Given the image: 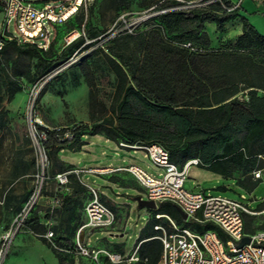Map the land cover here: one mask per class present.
<instances>
[{
    "label": "trees",
    "instance_id": "16d2710c",
    "mask_svg": "<svg viewBox=\"0 0 264 264\" xmlns=\"http://www.w3.org/2000/svg\"><path fill=\"white\" fill-rule=\"evenodd\" d=\"M183 4L181 0H160L153 7L156 13L145 24L132 30H119L97 46L105 47V60L115 75L109 107L98 99L89 64L80 62L89 86L92 122L68 129L33 123L39 146L52 164L62 149L81 150L87 143L84 139L87 135L100 134L128 145L157 143L167 150L170 161L178 165L196 158V165L221 177H242L237 182L247 191L257 185L252 171L264 168V34L239 13L240 7L231 0H211L186 7ZM73 16L77 22L75 27L69 26L70 31L76 29L80 35L60 49L54 47L55 38L44 48L37 42L20 41L6 30L5 36L0 34V84L8 100L21 89L20 78L27 81L45 78L60 65L66 50L84 42L85 49L94 44L102 31L84 20L82 8L55 25L69 24ZM235 18L241 22V32L230 45L213 47L206 22H212L222 32L225 23ZM7 53L4 63L1 56ZM73 168L72 163L60 158L54 174L67 172V183L63 186L70 189L60 195L57 228L64 236L47 242L43 235L45 226L38 215L28 212L24 220L50 248L58 264L75 262L74 254L68 256V251L76 253L74 238L82 223L80 209L84 208V198L90 196L89 189L71 171ZM120 172L138 183L127 171L106 175ZM100 199L104 201L102 195ZM151 211L136 239L138 260L134 264L158 263L159 230L154 225L163 224L169 231L171 228L165 216L156 218V213L168 215L178 225L196 231L216 230L225 239L223 232L210 221L193 224L183 221L172 203H159ZM256 217L245 215L246 232L256 229L248 225ZM258 227L264 229V224ZM112 248L118 253L121 246L113 244ZM103 257L106 259L103 264H124Z\"/></svg>",
    "mask_w": 264,
    "mask_h": 264
},
{
    "label": "rangeland",
    "instance_id": "374dc122",
    "mask_svg": "<svg viewBox=\"0 0 264 264\" xmlns=\"http://www.w3.org/2000/svg\"><path fill=\"white\" fill-rule=\"evenodd\" d=\"M32 1L55 3L58 0ZM159 1L94 0L86 4L81 7L84 20L87 19L102 31L94 44L85 49L82 48L84 42L74 47L73 50H66L60 65L45 78H37L34 81L20 78L21 89L10 100L7 99L3 86L0 84V236L15 227V219L31 197L33 202L28 211L29 215L36 214L40 217V222L45 226V232L53 231L52 241L55 242L56 237L64 236L57 228L61 204L58 206L52 202L54 197L70 191L54 176L60 166V158L79 168L134 164L160 177V170L148 158L145 151L138 148L140 145L116 143L100 134L87 135L84 138L87 141L83 146L84 149L75 151L62 149L58 160L52 164L49 156L46 157L41 150L33 127V123H36L48 128L68 129L76 124L92 122L88 107L89 86L85 81L81 61L89 64L94 75L98 99L109 107L115 86V75L105 60V47L97 48V46L119 30H132L145 24L150 16L156 13L153 7ZM181 1L184 3L183 7H186L205 4L211 0ZM231 1L240 7L239 13L245 15L252 25L254 24L250 18L256 19L257 15L263 16L260 10H256L263 0ZM126 4L128 6L125 7ZM233 20L240 21L239 18ZM262 20L264 22V17ZM76 22L74 16L69 19V24L64 22L54 25L45 21L48 39L38 42L39 46L45 48L55 38L54 47L58 49L64 47L67 45L65 37L71 29L69 26L72 24L75 27ZM256 24L262 28L259 21ZM205 27L210 36L211 45L215 48L230 45L238 35L230 33L231 27L228 23H225V29L222 32L207 24ZM8 32L17 35L13 19L8 23ZM3 35L5 36V33ZM8 56V53L2 55V62L5 63ZM76 175L80 177L81 172ZM82 178L84 182L99 191L100 196H103L104 201L115 215L114 223L109 228H94L85 231V235L90 231L86 240L87 246L117 253L112 245L120 244L121 249L118 253L122 257L129 256L138 244L136 239L140 230L152 215V208L145 205L139 206L136 200L138 195L145 198L143 191L138 183L125 172L111 176L85 171ZM241 178L237 175L234 178L219 177L218 174L191 164L187 170L184 187L188 190L204 188L212 194H220L245 202L254 209L260 205L257 211H261L264 208V172L260 179L254 180L257 185L251 191L239 186L237 180ZM40 184L41 187L37 193ZM218 185H225L227 188H216ZM87 199L88 197L84 198L83 202L85 203ZM80 212L83 219V209H80ZM254 215L257 217L248 222V225L258 230V225L264 224V214L259 212ZM164 219H167L166 216ZM245 221H247L246 218ZM46 240L50 242L47 238ZM72 240L73 237H71ZM48 249L50 248L42 243L37 235L18 232L17 236L12 239L1 264H51ZM71 254L75 257L74 264H93L86 256L68 251V256ZM105 260L101 255L100 262L103 263ZM136 261H124L123 263L134 264Z\"/></svg>",
    "mask_w": 264,
    "mask_h": 264
},
{
    "label": "built area",
    "instance_id": "2783aa9c",
    "mask_svg": "<svg viewBox=\"0 0 264 264\" xmlns=\"http://www.w3.org/2000/svg\"><path fill=\"white\" fill-rule=\"evenodd\" d=\"M93 1L58 0L55 3H50L32 0H0L3 30L8 31V23L13 19L17 32L16 37L20 41L37 42L39 45L38 42L48 39L45 21L54 25L61 23L73 15L78 8ZM79 35L80 31L72 29L65 37L66 43L71 42ZM1 45L2 40H0V47ZM184 45L189 46V43ZM138 148L143 149L148 158L160 170V177H156L134 164L102 168H76L71 171L76 174L90 171L100 175L115 171H127L143 188L145 199L153 200L157 206L162 202L172 203L176 209L179 208L186 214L185 218L181 217L183 221H210L225 235V239H222L213 229L196 231L178 225L168 215L156 213V218L166 216L168 226L171 228L169 231L163 224L154 225V228L159 230V235L156 237L160 240L157 264H264V229L252 232L245 230V215L259 212L264 214V208L257 211L245 202L220 194H212L204 188L188 190L184 187V182L187 178L188 167L197 163L196 158L178 165L170 161L167 150L160 144L151 143L140 145ZM263 172V169L254 170L252 177L258 180L263 176ZM66 173L55 175L61 185L67 183ZM40 187L41 184L37 188V193ZM87 187L90 197L83 208L85 220L76 230L74 251L78 255L90 258L93 264H103L100 262L101 255L106 256L112 263L138 260L136 253L138 244L126 257L103 248L87 246L86 240L90 233L89 231L85 235L87 229L109 228L115 219L113 210L100 199L99 191L88 184ZM32 202L31 197L15 219V227L0 236V264L12 239L18 232L37 235L24 222ZM52 202L59 206L62 203V197L56 196ZM52 234V230H47L43 235L52 243ZM245 235L249 236V241L238 247L237 242Z\"/></svg>",
    "mask_w": 264,
    "mask_h": 264
},
{
    "label": "crops",
    "instance_id": "0c3cea01",
    "mask_svg": "<svg viewBox=\"0 0 264 264\" xmlns=\"http://www.w3.org/2000/svg\"><path fill=\"white\" fill-rule=\"evenodd\" d=\"M256 10H260V12L262 13V15L263 16H261V15H257V18L255 19V18H250V21L255 25V27L259 30V31H261V32H263L264 33V22H263V17H264V5L262 4V3H260L257 7H256ZM257 21H259V23H260V25H262V28H260L259 26H257ZM228 24H229V27H231L230 28V33L231 34H239L240 32H241V22L240 21H234L233 20V22L231 21H229V22H227ZM206 24H207V26H210V27H212V28H214V24L212 23V22H206ZM234 26V27H233ZM263 29V30H262ZM2 30H3V24H2V13H1V11H0V34H2ZM208 32V31H207ZM82 149H84V147L82 148ZM103 167H107V166H103ZM76 168H79V167H76V166H74V168L73 169H76ZM88 168H102V167H99V166H90V167H88ZM72 169V170H73ZM83 169H87V168H83ZM83 173L84 172H82L81 173V176L80 177H78L79 178V180L87 187V183L86 182H84L83 181V178H82V175H83ZM78 176V175H77ZM219 177H221L220 175H218ZM221 186H224V187H226L225 185H218V186H216V188H220ZM65 188H67V187H65ZM88 188V187H87ZM227 188V187H226ZM90 197V196H89ZM89 199V198H88ZM87 199V200H88ZM86 200V201H87ZM86 203V202H85ZM83 215H84V210H83ZM197 215L199 216L200 215V213L198 212L197 213ZM84 220H85V215H84V218L82 219V223L84 222ZM189 223H191V224H193V223H202V222H197V221H188ZM81 223V224H82ZM186 227H188V226H186ZM190 228V227H189ZM192 229V228H191ZM194 230V229H193ZM18 234V233H17ZM17 234L14 236V238L17 236ZM13 238V239H14ZM47 253H48V255L50 256V259H51V264H58V262H57V259H56V257L54 256V254L52 253V251L50 250V249H48L47 250Z\"/></svg>",
    "mask_w": 264,
    "mask_h": 264
},
{
    "label": "water",
    "instance_id": "95a60500",
    "mask_svg": "<svg viewBox=\"0 0 264 264\" xmlns=\"http://www.w3.org/2000/svg\"><path fill=\"white\" fill-rule=\"evenodd\" d=\"M136 200L138 201L139 206L145 205V206L152 208V209H155L157 207V205L155 204V202L153 200H148V199L142 198L140 195L136 196ZM177 210L180 213L182 218L186 217V214L183 213L182 211H180L179 208H177ZM248 241H249V236L245 235V236L241 237L240 240L237 242V246L240 247Z\"/></svg>",
    "mask_w": 264,
    "mask_h": 264
}]
</instances>
